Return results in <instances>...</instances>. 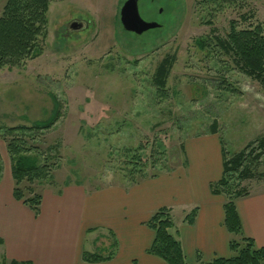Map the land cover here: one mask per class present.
Listing matches in <instances>:
<instances>
[{"label":"rangeland","instance_id":"rangeland-1","mask_svg":"<svg viewBox=\"0 0 264 264\" xmlns=\"http://www.w3.org/2000/svg\"><path fill=\"white\" fill-rule=\"evenodd\" d=\"M5 1L0 0V14ZM124 1L51 0L41 52L18 67L0 69V125L54 117L40 144L53 163L50 177L34 182L35 191L71 183L88 189L131 184L123 148L142 143L147 154L157 143L165 155L156 168L147 163L152 174L163 162L180 164L183 145L212 130L228 157L245 147L260 153L252 169L263 177L242 185L249 192L263 190L264 89L214 41L242 12L252 13L249 22L264 25V0L211 14L210 6L197 7L195 0H138L140 16L159 24L141 34L122 28ZM73 21L83 27L70 28ZM199 39L206 46L200 47ZM166 57L171 65L159 92L153 77ZM0 161L2 176L10 160L1 140ZM0 264H10L1 250Z\"/></svg>","mask_w":264,"mask_h":264},{"label":"crops","instance_id":"crops-1","mask_svg":"<svg viewBox=\"0 0 264 264\" xmlns=\"http://www.w3.org/2000/svg\"><path fill=\"white\" fill-rule=\"evenodd\" d=\"M209 135L183 145L186 156L171 171L135 184L45 187L39 191L36 215L13 197V180L6 169L0 178L2 255L8 261L33 264H168L147 252L154 231L146 224L155 210L167 207L188 264L229 257L232 235L224 225V199L210 189L222 173L221 143L215 133ZM235 205L244 235L264 247V189L237 198ZM193 208L194 221L187 223L185 215ZM83 251L112 256L84 261Z\"/></svg>","mask_w":264,"mask_h":264},{"label":"trees","instance_id":"trees-1","mask_svg":"<svg viewBox=\"0 0 264 264\" xmlns=\"http://www.w3.org/2000/svg\"><path fill=\"white\" fill-rule=\"evenodd\" d=\"M51 0H6L0 14V69L18 67L26 59L41 52L42 43L46 35V11ZM247 0H195L197 7H208L211 13L221 11L226 7L242 10ZM252 13H239L237 19H230L228 31L224 37H216L214 44L233 64L245 75L255 79L264 89V25L249 22ZM207 22V21H206ZM246 22V25H240ZM200 47L206 46L204 40L199 39ZM171 60L167 57L160 61L154 73V83L159 92L164 90L165 79ZM56 112V111H55ZM56 115V113H55ZM54 121V117L47 121H35L30 125H0V140L4 143L10 160V174L13 180V197L27 205L36 215L39 211L41 194L34 189V182L41 183L50 177L52 164L48 156L41 153L40 144L43 142L44 132ZM215 133V130H212ZM156 142V141H155ZM149 153L145 154L146 145H139L136 149L123 148L121 157L124 159V173L131 184L155 177L162 172L171 171L164 162L158 170L147 174L146 165L151 163L156 168V161L163 155L160 146L151 145ZM260 148H264L261 143ZM49 148V147H47ZM245 147L242 150L226 156L222 150L221 177L210 184L211 192L223 197L224 225L232 235L229 249L232 254L226 258H214L202 264H263L264 247H257L252 238L244 235L241 221L236 209L237 198L250 194L242 183L253 178H261L252 169L253 160H258L260 153L253 154V150ZM144 150V156L142 154ZM43 156V157H41ZM0 161V178H1ZM23 182H27L26 186ZM193 208L185 215V221L192 223L196 215ZM154 231V239L147 252L163 259L168 264H188L185 261L177 233L172 232L174 226L170 208L161 207L155 210L146 222ZM101 252H82L84 261L107 260ZM197 262H201L197 256ZM10 264H33L31 261L10 260Z\"/></svg>","mask_w":264,"mask_h":264},{"label":"water","instance_id":"water-1","mask_svg":"<svg viewBox=\"0 0 264 264\" xmlns=\"http://www.w3.org/2000/svg\"><path fill=\"white\" fill-rule=\"evenodd\" d=\"M119 21L122 28L135 34H141L149 29L156 28L159 24L156 21L143 19L138 11V0H125L119 9ZM70 28H82L83 24L73 21Z\"/></svg>","mask_w":264,"mask_h":264}]
</instances>
